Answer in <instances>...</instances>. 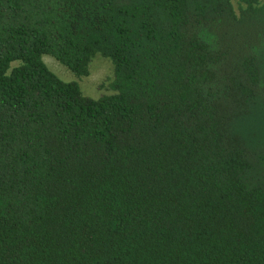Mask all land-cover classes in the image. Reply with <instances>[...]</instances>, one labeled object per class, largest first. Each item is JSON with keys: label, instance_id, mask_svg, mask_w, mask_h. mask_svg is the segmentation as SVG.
Returning a JSON list of instances; mask_svg holds the SVG:
<instances>
[{"label": "trees", "instance_id": "trees-1", "mask_svg": "<svg viewBox=\"0 0 264 264\" xmlns=\"http://www.w3.org/2000/svg\"><path fill=\"white\" fill-rule=\"evenodd\" d=\"M0 264H264V0H0Z\"/></svg>", "mask_w": 264, "mask_h": 264}, {"label": "rangeland", "instance_id": "rangeland-1", "mask_svg": "<svg viewBox=\"0 0 264 264\" xmlns=\"http://www.w3.org/2000/svg\"><path fill=\"white\" fill-rule=\"evenodd\" d=\"M43 59L62 79L78 81L84 94L97 98L109 92L108 85L114 75V65L110 59L98 54L92 62L90 74L84 77L76 76L73 71L51 55H44Z\"/></svg>", "mask_w": 264, "mask_h": 264}]
</instances>
